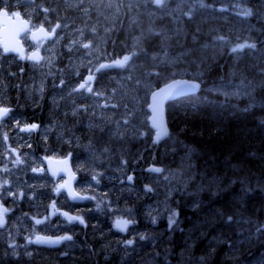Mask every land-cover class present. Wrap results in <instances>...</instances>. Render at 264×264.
<instances>
[{
	"label": "rangeland",
	"instance_id": "1",
	"mask_svg": "<svg viewBox=\"0 0 264 264\" xmlns=\"http://www.w3.org/2000/svg\"><path fill=\"white\" fill-rule=\"evenodd\" d=\"M168 1L171 3L157 6L154 0L151 3L149 0H124L125 4H119L116 0H90L92 6L108 8L109 21L112 24L103 31L109 33L113 30V23L117 14L125 18L127 13L130 16L128 20L130 19L129 23L131 24L137 21L135 15L143 14L145 18L151 17V15L153 17L169 16L171 27L162 37V43L166 41L169 43L164 47V51L158 52L156 50V53L148 54L142 50L141 38L145 35V31L135 37H129L128 43L122 42L126 46L132 44L133 49L130 52L124 50L113 54L109 50L110 44L105 43V41L90 45L93 42L90 40V47L84 48L83 45L88 43L85 35L77 34L72 27L68 30V22L61 20L60 27L57 28L59 33L56 31L57 35L54 40L31 45V48H36L43 53L44 60L42 63L32 66L33 72L38 76L37 82L23 85L28 101H33L35 94H38L39 111L42 113L59 110L65 116L66 111L61 108L62 105L74 112L76 100L83 99L81 108L85 111L80 112V116L74 118L71 125L85 123L96 135L89 140H82L79 137L74 140L71 138L66 140L74 148L73 157L78 168L75 170L80 175L77 189L93 198L94 202L97 201L84 206L83 209L87 212L82 215L85 218L98 220L99 229L104 232V237H106L105 247H108L109 251L117 252L120 261L123 263L127 262L128 259L134 262V256L138 257V262L142 263L144 259L141 260V255L145 254L146 250H153L158 240L162 238L160 236L164 238L167 236L166 239L171 240L173 232L179 228V225H175L171 230L168 229L170 232L164 233L165 230L160 224L164 216H169L167 208H173L172 204L179 202L177 199H179L182 189L186 191V196L201 194L204 191H197L195 187L201 184L205 185V181L213 180V178H208L203 181L200 180V177H196L195 165L192 162L194 158L193 149L176 139H171L165 144V149L167 148L170 152V157H176L172 165L165 168L159 167L164 171L161 173L150 172L148 178L142 172H138L137 180L146 182L145 179L147 178L145 186L126 182L132 166L139 168L137 163L141 162L144 151L148 145L149 147L151 145L149 138L152 139L153 133L148 127L149 112L147 105L150 92L156 87L155 85L163 84L173 78H183L186 74L198 77L203 74L202 67L205 62L219 60L226 54L233 56L230 57V68L234 66L236 71L245 68L247 74L242 72V79L233 76L227 84L210 88L214 93L224 97L241 98L254 92L258 85L255 78H259V82L264 83V77H255L256 74H259L257 67L264 69V62L261 63L264 60L262 58L264 44L261 40L264 39L259 38L264 30L256 26L251 20V16H248V19L239 18L243 10L249 8L248 6L231 0H216L213 6H208L207 0ZM202 2L203 6H201ZM156 8L165 9L158 10ZM221 8L226 9V11H220ZM10 9L14 12L17 11L15 4L10 5ZM30 10L32 11V8ZM201 11H206L209 18L217 17V21H226L230 15L234 16V19L239 18L235 21L238 28L235 29L233 22L223 26L222 29H217V24L212 25L207 31L213 36L212 39L206 41L199 48L196 46L194 48H182L184 41H186L184 32L189 30L184 31L181 20L183 17ZM135 12L136 14L133 15ZM47 13L43 15V13L33 11V19L41 16L42 22H52V18L45 15ZM254 16L263 22L264 15H259V12L254 11ZM148 21L151 22V19L148 18ZM93 23L94 21L90 23L91 26ZM55 24L53 23V25ZM89 30L95 32L98 28L92 26ZM219 37H224V40H220ZM191 42L195 44V40H191ZM243 44H252L255 47L244 48L237 52L232 51V48ZM185 45H188L187 41ZM111 47L113 48V46ZM173 49H176L175 53ZM224 51L228 52L224 53ZM238 52L242 53L237 54ZM245 54L248 57L243 60L237 56ZM140 56H142L141 59ZM125 57H129V59L123 67H112V71L116 74L111 71H103L95 79L93 93L73 91L74 88L78 87L77 78L91 74L98 65L111 62L112 58L115 61H124ZM252 57L255 59H251ZM196 59H198L197 62L194 65L191 64ZM3 61L4 58L0 54V78L4 79L1 74L5 73ZM236 71L233 72L234 75L237 74ZM66 73L74 76L72 82L69 79L62 80L64 83L61 85V80L55 81L56 78L59 79V76L62 77ZM48 83L54 84L55 87L47 91ZM3 86L4 88H0L1 102L3 99L6 101L4 92L8 87L6 82ZM41 86L43 87L42 91ZM96 93H100V95H96ZM104 102L114 104V107H102ZM6 103L7 101L4 105ZM228 103H231L230 107L234 110H244L238 101H225L222 102V105L228 106ZM28 106L32 109L33 104L30 103ZM248 106L253 107V105ZM62 120L59 121L63 127L66 118L64 117ZM51 123H46L41 129L43 143L39 145L35 143L32 148L24 152L25 156L20 152L22 147L19 142L12 145L10 141L4 142L3 138H0V184H3L5 180L8 182L0 190L5 193L7 189H11L14 193H24L23 202H19L20 198L4 195L3 200L7 199V204L10 201L16 209L9 217V226L4 231H0V237L5 238L9 245H15V247H10V254L20 253L25 258L31 256L35 248L29 239L33 240L37 234L55 232L54 230L57 231L60 228L55 225L61 223L54 221L56 212L51 204L58 208H62L64 204L71 205L64 194L59 195V197L55 196V190L62 183V180L32 173V169H37L42 162L41 157L32 151L37 147L45 146L49 141H55L58 137L56 133L57 124L55 121H51ZM23 125L20 124L19 126L23 127ZM4 132H10V138L13 140L15 133L23 135L17 124L0 125V137ZM28 133L26 140L31 137L33 131ZM134 143L135 146H133ZM6 147L15 149L22 163H14L16 157L13 154L10 155ZM132 152H137L138 156L128 161L127 155ZM56 155H58L56 152H50V156ZM5 166L8 171H3ZM166 177L168 179H165ZM217 183L223 184L224 182L218 180ZM235 183L234 181L233 184ZM146 186L152 187L153 191L147 192ZM248 186L255 190L254 185ZM252 192L254 191L249 192V194ZM42 201L41 206L44 205L40 207ZM25 204H29L27 213L22 211ZM44 207L45 209H41ZM153 217L156 218L155 223H153ZM61 219L63 222L61 228L66 227L64 230L70 231L72 229L70 227L71 222L68 219ZM118 219L135 220V222L124 233L114 226ZM37 220L42 222L38 224L36 223ZM238 223H240L243 231L239 233L236 230V233H239L237 240L245 241L252 237H264V232L256 231V225L261 223H251L242 219H238ZM96 227L97 224H95ZM70 237L71 239H66L67 243L64 246L66 250L76 248L73 237ZM129 239L133 240L132 245L125 243ZM86 240L83 239L82 241L85 242ZM230 245L236 248L240 247L241 244L233 239ZM84 250L85 246L82 245L78 252L84 254L81 253ZM145 259H147L145 264H162L157 263V259L151 256L145 257Z\"/></svg>",
	"mask_w": 264,
	"mask_h": 264
},
{
	"label": "trees",
	"instance_id": "2",
	"mask_svg": "<svg viewBox=\"0 0 264 264\" xmlns=\"http://www.w3.org/2000/svg\"><path fill=\"white\" fill-rule=\"evenodd\" d=\"M248 2L251 8L264 13V0ZM183 20L191 35L198 39L217 22L210 21L204 12L191 19L183 17ZM227 64L225 58L212 61L206 66L205 82L215 84L222 81ZM6 80L0 78V88H4ZM255 95L264 100V94L257 92ZM257 96L253 98L258 99ZM242 108L246 109L245 106ZM244 110L221 109L190 99L168 106L167 120L172 137L193 148L196 177L203 181L218 178L224 183H217L218 191L216 185L208 188V181H205L207 190L191 196H186L182 189L179 199L176 198L179 202L172 204L178 213L179 228L173 232L171 240L160 236L162 238L155 248L141 255L142 263L138 262V257L131 263L121 262L117 252L109 251L99 239V233H95L91 238V248L89 241H85L84 254L75 250L62 255L53 249H37L25 258L20 254H10L6 242L0 240V264H145L148 256L162 264H264V253H261L264 250L263 236L237 240L243 231L238 219L264 223V105ZM155 147L156 155L148 152L146 157H151L158 166L172 165L176 157H170L167 148ZM245 179L247 185L255 187L251 194L240 193L243 185L238 182ZM229 215L233 216L231 221L226 219ZM160 226L164 233L170 232L167 216L161 220ZM233 239L240 242V247L230 245Z\"/></svg>",
	"mask_w": 264,
	"mask_h": 264
},
{
	"label": "flooded vegetation",
	"instance_id": "3",
	"mask_svg": "<svg viewBox=\"0 0 264 264\" xmlns=\"http://www.w3.org/2000/svg\"><path fill=\"white\" fill-rule=\"evenodd\" d=\"M117 2V0H116ZM120 3V2H118ZM39 5L44 8V9H48V13L47 15L50 16L51 18H53L56 15H61V13H66L65 16H71L75 15L76 18L71 21L72 22V28H74L76 30L77 34L82 35L86 30H88L90 27L95 26L96 28H98L100 33H96L95 35H90L88 34L89 37V41L87 44H89L90 40H92L93 42L90 43L94 44L99 42L101 39H108V40H113L114 36L113 34L111 36H109L108 33L102 34L103 30H106V27L110 24L109 21V14H108V8H105L104 6L99 7V6H92L90 0H39ZM11 13H13L14 11H12L11 9H8ZM31 10L30 8L26 9V14L27 17H29L28 15L31 14ZM15 14V13H14ZM121 20V17L119 18V15L116 16L115 22L113 23L114 26H116L117 22H119ZM30 21L32 22V19H30ZM93 25L91 26V22H93ZM38 27L42 26V25H47L50 22H42V18L40 17L38 20ZM115 29V27H114ZM113 29V30H114ZM113 33V31H112ZM99 75H97V77H99ZM20 77V75H19ZM96 77V78H97ZM95 78V79H96ZM15 86L19 85L18 82L14 83ZM94 85V82H93ZM24 90L23 89H9V90H5L4 94L7 96V100H8V104H9V108H11V112L8 116V119L5 121L0 122V125H5L4 122H7V126H11L14 124H17V121H29L27 115L29 114V109H31V107H29L28 105L26 106V99L24 97ZM19 94V96H18ZM62 109L65 110V116L61 115V118H66L65 121V125L67 127L71 126V118L73 116V112L67 108H65L64 106H62ZM11 117H14V119H12ZM46 116L44 115V113L39 111V103L37 100L34 101L33 107H32V115H31V120L35 123H31L29 121V124H37L39 125V127L33 131V133L31 134L32 138L31 140L29 139V143H32V145L34 146L35 143L36 144H40L42 143L43 139L41 136V128L43 127V123L41 122L42 120H44ZM8 133V132H7ZM72 139L71 136L68 135V133H66L65 136L63 137H57L55 139V141H51L49 142L46 146H44L43 149H40L39 147H37L35 150H33L32 152L40 155L41 159H45V156H49L50 152H56L58 155H56V157L58 158H64V157H69L71 163L73 164V154H74V149L72 146H70V143H68L66 140L67 139ZM65 141V142H63ZM67 142V143H66ZM22 150V151H20ZM20 152H25L27 150L26 147L20 149ZM48 150V151H46ZM134 158L138 156V153L135 152L134 153ZM44 163L41 165H39V169L40 168H44ZM74 167V166H73ZM75 169V168H74ZM141 167L139 168H135L132 166L131 170H130V175L132 174L133 176V181H140L137 180V176L138 172H141ZM148 171V169L144 170V173H146ZM44 173V169H41V174ZM143 173V174H144ZM146 176V174H144ZM141 182V181H140ZM40 202V207L41 206ZM53 205V204H51ZM85 204H76L74 203L72 207H67L66 205H64V208L71 211V213L77 215L78 217H83V221L86 223H76L74 222L72 225V229L69 231V233L72 234V237L74 238V242L75 244H79L81 242V246L84 245V241H82L83 239H87L89 241L90 244V248L92 246V230H91V226H92V221L90 218H85V216H83L82 214H84L85 210L83 209ZM45 208V207H44ZM93 248V247H92ZM81 253H85V250L82 251Z\"/></svg>",
	"mask_w": 264,
	"mask_h": 264
},
{
	"label": "snow or ice",
	"instance_id": "4",
	"mask_svg": "<svg viewBox=\"0 0 264 264\" xmlns=\"http://www.w3.org/2000/svg\"><path fill=\"white\" fill-rule=\"evenodd\" d=\"M149 2H153V0H149ZM155 4L157 6H163V4L166 2V0H154ZM201 6H203V2L201 4ZM210 6V5H209ZM220 11H226V9L224 8H221L219 9ZM44 11H48V9H44ZM242 15L244 16H251L252 15V10L249 9V8H245L243 10V12L241 13ZM57 28L60 27V25H57L56 26ZM43 27H41V31H43ZM52 31H55L54 29ZM220 40H224V37H219ZM84 48H89L90 45L89 44H84L83 45ZM255 45H252V44H243V45H237L236 47L232 48V51L233 52H237V51H240L244 48H254ZM9 50H14V49H8L7 47L5 48V51H9ZM24 58V57H22ZM28 59H37V57H35V55L33 56H29L27 57ZM129 59V57H125L124 58V61H115L113 64H101L100 65V68L99 69H96V71H100L101 69H104V68H110V67H123L124 66V63ZM95 79V76L94 75H89L87 77V79H85L83 81V83H80L78 85V88H74L73 91H81V90H84V91H87L88 93H93L94 90L91 86V83L92 81ZM63 81L61 80L60 81V84L63 85ZM198 88V85L196 84H193L191 85V89L194 91L195 89ZM43 90V87L41 86V91ZM164 91V95L163 96H160V94H154L153 95V100H154V107H153V117H152V122H153V127L155 128H158L159 131L157 132V138H156V141L154 142H158L159 138L162 136V135H165V131L161 125V123L159 122V107H160V104L163 103V100L164 99H167L169 96L173 95L174 94V90L172 89L171 86H169V89L167 90H162ZM97 95H100V93H96ZM227 94V93H226ZM159 96V99H157V97ZM108 105H104V107H107ZM114 107V106H113ZM11 108L9 107H4V106H0V121L3 120V118L5 117H8L10 112H11ZM12 119H14V117H11ZM125 123H127V121H125ZM21 124L20 121H17V127L19 128V131L20 132H31V131H34L36 130L39 125L37 124H25L23 127H20L19 125ZM3 140L4 142H6L8 140V136L7 134L5 133L4 136H3ZM13 152H15V149H12ZM14 163L16 164H19V163H22V161L20 160V157L19 155L17 154L16 156V159L14 161ZM3 171H8L7 167L5 166V168L3 169ZM33 172H37V171H40V169H36V168H33L32 169ZM149 171L151 172H154V173H161L163 172L164 170L159 168V167H153L151 169H149ZM93 179H95V177H93ZM165 179H168V177H166ZM217 180L218 178H214L213 180L211 181H208V188H211L213 185H216L217 186V190L219 191V186L217 184ZM127 181L128 182H132L133 181V176L131 175H128L127 176ZM234 182V181H233ZM7 181L5 180L3 182V184H0V189H3L5 185H7ZM242 183V189L241 191L247 195L249 192L251 191H254V189L250 188L248 185H247V179H245L244 181H241ZM66 187V184L65 185H60V188H64ZM60 188L57 189V192H59ZM204 190H207L205 188V185L204 184H201L197 191H204ZM262 190H264V188H262ZM146 191L147 192H151L153 191L152 187L150 186H146ZM9 195V196H13L14 198H23L24 196V193L23 192H19V193H14L11 191V189H7L6 193L5 192H2L0 191V200L3 199L4 195ZM69 194L73 196V198H75L78 194L72 192L71 190H69ZM170 194V193H169ZM215 194V193H213ZM241 199H243V197H241ZM53 207H55V205L53 204L52 205ZM11 211L10 208H7V207H4L3 203H0V228H3L5 226V223H6V219H5V215L7 213H9ZM167 211L169 212V216H168V221H169V227L172 228L173 225L177 224V216H178V213L175 209L171 208V207H168L167 208ZM65 216H67L68 220L69 221H74V220H79L80 223H83L84 221L78 217V216H69L67 213H64ZM155 217H153V223H155ZM226 219L228 221H231L233 219V216L229 215L226 217ZM42 221L41 220H37L36 223H41ZM133 223L132 220H126V219H118L116 220L115 222V227L117 229H119L120 231H126L127 229V226L129 224ZM256 231L257 232H264V223H261V224H258L256 225ZM143 239V237H141ZM65 239H71L70 236H63V237H58L57 239L53 240L51 237H42V236H39L37 235L35 237V240H31L29 239V242L30 243H59L61 240H65ZM125 243L127 245H132L133 244V240L129 239L127 241H125ZM10 247H15L14 244H10Z\"/></svg>",
	"mask_w": 264,
	"mask_h": 264
},
{
	"label": "water",
	"instance_id": "5",
	"mask_svg": "<svg viewBox=\"0 0 264 264\" xmlns=\"http://www.w3.org/2000/svg\"><path fill=\"white\" fill-rule=\"evenodd\" d=\"M0 24L3 25V27L1 28V31H0V36H1V43H2V47H3L4 52L5 53L18 54L19 56L25 58V49L22 46L21 41L19 40V36L27 31V29H28L27 22L22 20L21 17H19V16H15L13 19L12 17H9L7 15L6 11L2 10V11H0ZM31 37L33 39L37 40V39H40L42 37H51V35L49 33H47L46 30L41 31V29H40L37 32L32 33ZM6 47L8 49H14V50L5 51ZM33 55H35V57H37V59H30V60H34V61H40L41 60V57L38 53L34 52V53L30 54V56H33ZM193 84L198 85V88H199V84H197V83L180 81V80L178 81L177 80V81H173V82L169 83L168 85L162 87L161 89L155 91L152 94L151 103L148 106V109L151 112V116L149 118V122H150L151 127H153V122H152L153 107H154L153 95L154 94H160V96H163L164 91H162V90L169 89V86H171L172 89L174 90V94L169 96L167 99H164L163 103H161L160 107H159V122L161 123L166 134L162 135L158 141L165 138L169 133L168 129H167L166 122H165V117H164V104L173 98H176L178 96L192 92L193 90L191 89V85H193ZM197 89H195L194 91H196ZM157 99H159V96L157 97ZM153 128L156 129L157 132L159 131L158 128H155V127H153ZM157 132H156L155 140L157 138ZM60 168L64 169L65 167L61 166ZM52 171H54V170H52ZM66 173H67V175H66V187H64L62 189L66 191L67 195L69 196V198L72 201H80L81 198L79 195H77L75 198H73V196L69 194V190L76 193L73 189V184H74L73 182H75L76 176L72 173L70 168H68ZM5 219H6V217H5ZM39 236L50 237V236H43V235H39ZM51 238L53 240H55L58 237H51ZM62 241L63 240H61L59 243H36V244L38 246H45V247H58L61 245Z\"/></svg>",
	"mask_w": 264,
	"mask_h": 264
},
{
	"label": "bare ground",
	"instance_id": "6",
	"mask_svg": "<svg viewBox=\"0 0 264 264\" xmlns=\"http://www.w3.org/2000/svg\"><path fill=\"white\" fill-rule=\"evenodd\" d=\"M115 181V180H114ZM114 205V204H113ZM147 224V223H146ZM143 225V224H142ZM145 225V224H144ZM155 248V247H154Z\"/></svg>",
	"mask_w": 264,
	"mask_h": 264
}]
</instances>
